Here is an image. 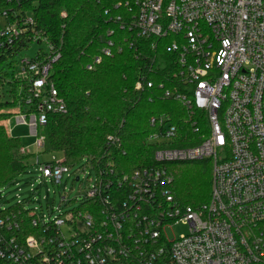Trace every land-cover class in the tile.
<instances>
[{
  "label": "built area",
  "instance_id": "obj_1",
  "mask_svg": "<svg viewBox=\"0 0 264 264\" xmlns=\"http://www.w3.org/2000/svg\"><path fill=\"white\" fill-rule=\"evenodd\" d=\"M25 1L0 0V49L44 45L33 57H18L16 77L32 110L13 116L44 149L39 128L50 114L68 111L50 79L63 38L38 29ZM119 6L132 15L129 30L154 39L153 49L171 39L162 44L173 54V85L158 87L164 99L183 105L192 136L180 138L170 119L152 116L155 164L120 172L91 157L96 182L77 198L81 207L58 209L53 219L23 202L0 210V264H264V0H120ZM100 40L90 70L122 51L114 29ZM145 87L155 82L143 74L135 88ZM107 139L121 144L119 136ZM22 150L33 152L30 145ZM201 159L213 163L211 198L185 204L173 192L168 164ZM36 162L40 176L57 184L72 168L64 158ZM177 224L189 232L171 238L168 229Z\"/></svg>",
  "mask_w": 264,
  "mask_h": 264
},
{
  "label": "trees",
  "instance_id": "obj_2",
  "mask_svg": "<svg viewBox=\"0 0 264 264\" xmlns=\"http://www.w3.org/2000/svg\"><path fill=\"white\" fill-rule=\"evenodd\" d=\"M118 1H25V8L33 12L38 29L52 39L63 38L62 55L53 64L50 79L66 101L68 111L50 114L39 134L44 137V151L61 152L69 166L86 156L120 172L155 164L156 146L148 141L152 116L170 119L178 126L180 138L192 136L183 105L164 99L158 87L162 82L173 85L168 80L174 70L170 64L173 54L162 44H169L171 39L159 41L160 45L153 49L154 39L138 37L129 30L127 24L132 15L126 6L115 7ZM106 9H110L109 14L105 13ZM109 28L115 30L122 51L104 57L90 70L87 66L101 53L100 38ZM23 43L9 50L0 49V186L26 172L29 157L34 154L23 151L21 138L12 136L6 126L16 113L32 110L25 104L24 81L16 77L17 55ZM143 74L155 82V87L135 88ZM6 85L11 96L8 101L2 98V88ZM198 113L196 109L195 117ZM108 135L119 136L121 144L108 143ZM194 163L171 162L168 166L174 176L176 198L185 204L200 205L209 197L212 180L211 173Z\"/></svg>",
  "mask_w": 264,
  "mask_h": 264
},
{
  "label": "rangeland",
  "instance_id": "obj_3",
  "mask_svg": "<svg viewBox=\"0 0 264 264\" xmlns=\"http://www.w3.org/2000/svg\"><path fill=\"white\" fill-rule=\"evenodd\" d=\"M44 45L39 42H34L29 48L23 49L18 57L35 56L39 48ZM2 98L4 101L11 100L9 86L2 88ZM16 109V108H14ZM11 108V110H14ZM7 129L11 128L10 134L14 137H20L24 145H30L33 155L29 157L27 171L20 174L17 178L0 186V210L10 208L18 202H23L27 209L32 210L38 216H44L47 219H53L59 214L58 209L65 212L81 207V202L77 200L79 196L85 193L90 185L96 182V169L91 162V157L86 156L76 165L72 166L70 172L64 174L63 180L57 184L49 179H43L40 176L39 164L50 162L53 159L61 160L64 158L61 152H45L43 148H37L34 145L35 137L31 135L30 129L25 125H18L12 116L6 122ZM203 131H208L207 122L201 124ZM204 171L211 173L213 179V163L209 159H201L196 161ZM179 170V167L176 168ZM69 173V174H68ZM79 176L80 180H76ZM212 194V184L210 186L209 197L204 202H209ZM65 196L66 204L62 202V197ZM189 232V226L186 224H177L168 229V235L171 238L179 237Z\"/></svg>",
  "mask_w": 264,
  "mask_h": 264
}]
</instances>
